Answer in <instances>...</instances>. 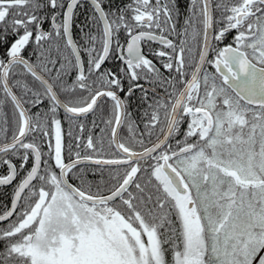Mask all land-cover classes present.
<instances>
[{
	"label": "snow or ice",
	"instance_id": "obj_1",
	"mask_svg": "<svg viewBox=\"0 0 264 264\" xmlns=\"http://www.w3.org/2000/svg\"><path fill=\"white\" fill-rule=\"evenodd\" d=\"M0 264H264V0H0Z\"/></svg>",
	"mask_w": 264,
	"mask_h": 264
},
{
	"label": "trees",
	"instance_id": "obj_2",
	"mask_svg": "<svg viewBox=\"0 0 264 264\" xmlns=\"http://www.w3.org/2000/svg\"><path fill=\"white\" fill-rule=\"evenodd\" d=\"M86 15H87V13L84 11L81 15H80V18H81V20H80V22L81 23H83L84 21H85V17H86ZM92 118L91 117H89V121L91 120ZM90 126V125H89ZM68 128H69V125H68V123L67 122H65V124H64V129H65V133H67V131H68ZM73 131H74V133H75V128H73ZM87 135V132H85V136ZM105 150H107V144H105ZM107 174L105 173V176H106ZM89 179H95V180H99L100 179V176H99V174L97 173V175L95 176V177H93L91 174L89 175Z\"/></svg>",
	"mask_w": 264,
	"mask_h": 264
},
{
	"label": "flooded vegetation",
	"instance_id": "obj_3",
	"mask_svg": "<svg viewBox=\"0 0 264 264\" xmlns=\"http://www.w3.org/2000/svg\"><path fill=\"white\" fill-rule=\"evenodd\" d=\"M114 2H115V3H122V2H124V0H114ZM180 3H181V11H182V12H186V5L188 4V0H180ZM83 12H84V10H81V11H80V13H79V15H78V18H77V21H76L77 24H80V23H81V22H80V20H81L80 15H81ZM182 19H183V18H182ZM181 22H182V20H181ZM109 66H111V65H109Z\"/></svg>",
	"mask_w": 264,
	"mask_h": 264
}]
</instances>
